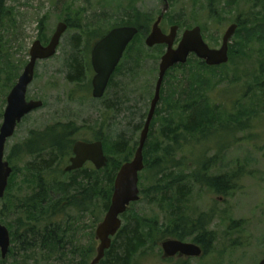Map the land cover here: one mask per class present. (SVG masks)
Here are the masks:
<instances>
[{"label": "rangeland", "instance_id": "obj_1", "mask_svg": "<svg viewBox=\"0 0 264 264\" xmlns=\"http://www.w3.org/2000/svg\"><path fill=\"white\" fill-rule=\"evenodd\" d=\"M166 1L169 8L161 27L168 33L173 25L179 26L175 44L181 39L185 29L200 25L209 46L220 48L228 27L233 23L238 24L230 41L229 61L221 68L199 70V75L210 77L217 84L208 92L213 102H226L230 107L224 108L227 114L234 107L244 109L253 116V122L252 127L236 131L227 140L220 137L204 141L198 138L200 135L197 133L194 135L195 139L191 140L192 136L189 137L190 142L180 153V158L186 165L180 170L191 177L195 171L201 170L198 167L200 160L206 159L207 162L219 151L222 152L220 160L217 159V166H210L208 174H225L230 177L228 180L234 187L228 193L218 194L201 183L192 184L183 214L194 221L201 218L203 225L212 232L213 240L205 248V252L190 258L164 257L162 243L172 237L161 236L172 215L170 211H163L152 203L146 195L148 191L141 192V198L131 207V212L144 222L151 240L149 246L143 249L146 252H141L134 258V264H259L264 258V73L260 69L261 64H264L263 1L6 0L5 9H9L12 19L6 18L4 24L0 23V34L4 35L5 48L13 54L16 63L20 59L29 60L30 48L36 40L47 45L58 23L62 21H75L78 16L77 20L93 23L94 26L107 30L125 19L131 20L135 14L134 8H137L145 16L151 17L152 20H147L151 30L154 21L166 6ZM77 31L69 27L62 35L58 52L49 59L37 62L35 78L27 95L29 99L42 100L44 104L22 120L14 136L6 144L5 159L19 169L12 188L8 189V198H20L31 190L23 175L30 158L21 153V145L28 139L32 129L44 130L54 123L74 121L76 126H80L76 140L95 141L94 135L99 130H103L111 141L118 139L120 135L129 137L132 143L135 142L133 138H138L137 141L140 139L141 131L136 136L134 132L143 113L150 107L159 76L161 56L166 46L160 54L158 49L146 45L145 38L139 53L146 58L142 60L138 72L124 74L130 65L129 57H126L123 71L115 75L112 86L103 98L96 99L92 92L85 91V81L69 82L66 76L70 55L75 52L71 42ZM88 37L84 33V44ZM139 46L135 48L138 49ZM184 73L181 69L171 71L172 81L182 78ZM4 82L6 79L2 74L0 126L6 97L14 86L7 90ZM114 101L119 102V108L106 109V104ZM14 147L16 149L12 153ZM87 165L90 166L91 163ZM150 184L151 180H146L140 188L148 190L149 186L145 185ZM99 204L98 207H101ZM2 206L3 203L0 202V209ZM106 213L107 211L102 214L96 228ZM0 218L11 229L13 216L0 215ZM92 221V216L85 219L88 229ZM125 222L123 219V224ZM88 229L85 228L86 231ZM82 239L87 241V233L83 234ZM99 243L97 238V248ZM90 262L91 260L87 264ZM11 263L12 259H9L8 264ZM42 264H59V261Z\"/></svg>", "mask_w": 264, "mask_h": 264}, {"label": "trees", "instance_id": "obj_2", "mask_svg": "<svg viewBox=\"0 0 264 264\" xmlns=\"http://www.w3.org/2000/svg\"><path fill=\"white\" fill-rule=\"evenodd\" d=\"M5 1L0 0L2 24L5 23L6 18L12 19L9 9H5ZM134 9L135 14L131 20L125 19L111 27L132 25L139 28V33L128 47L109 88L113 84L115 75L125 68L126 57H129L130 65L124 74H136L142 65V60L146 58L139 51L150 32V24L147 20L152 19L141 13L139 9ZM78 18L75 17L76 20ZM76 20H67L69 27L78 31L71 42L75 52L70 55L67 64L69 71L66 76L69 82L85 81V91L90 93L93 75L91 49L94 43L111 28L100 29V26L96 27L93 23L87 24L82 20ZM84 33L89 36L85 44L82 39ZM137 45H140L138 49L135 48ZM164 47L165 45H156L154 49H158L161 54L164 52ZM27 62L28 60L21 59L14 62L13 54L5 48L4 35L0 34V75H5L4 85L7 90L17 82ZM223 66L224 64L208 66L195 55H191L188 63L177 64L166 75L161 102L151 123L144 148L145 168L140 173V185L146 180H151L150 185H145V187L149 186L148 190L142 192L148 191L146 195L149 200L157 204L161 210L170 211L172 215L162 236L157 233L161 237L170 236L182 240L192 237L197 241L200 239L207 241L208 238L210 243L213 240L212 232L203 225L202 219L198 218L194 221L183 214L192 184L201 183L218 194L228 193L234 189L227 175L208 174L210 166H217V159L220 160L222 154L220 151L207 162L206 159L200 160L198 167L201 170L195 171L191 177L180 170L181 167L186 166L180 158V153L190 142L189 137H193L191 140L195 139L194 135L199 133L200 140L208 141L220 137L227 140L229 135L236 131L252 127L251 114H247L244 109L240 110L239 107L232 108L227 114L224 108L230 109V107L226 102H213L208 95L217 84H214L210 77H201L199 70H212ZM177 69L185 73L182 78L178 77L172 81L173 76L170 73ZM260 69L264 73L263 63ZM110 104H106V109L119 108L117 101ZM148 110L149 108L136 125L134 136L142 130ZM79 128L80 126H76L74 121H70L54 123L44 130L32 129L28 139L21 145V153L30 158L23 175L26 177L25 183L31 190L20 198H8V189L12 188L14 178L19 174V169L13 165L6 195L0 200L3 203L0 215L13 216L10 229L13 244L7 258H2L0 251V264H8L9 259H12L11 264H42L54 260L59 261V264H87L96 255V224L111 204L118 170L124 162L134 156L139 141L138 138H133L135 142L132 143L129 137L123 135L111 141L103 130H99L93 139L103 142L109 158L108 164L101 169L91 164L66 171L65 166L73 155V145ZM15 149L16 147L11 152L14 153ZM64 163L65 166L61 167ZM136 203H132L122 215L126 222L114 236L112 245L100 264H134V258L141 252H146L143 249L149 246L151 237L145 230L144 222L131 212V207ZM88 216H92L94 221L89 225V229L85 222ZM85 228L88 230L86 231ZM85 233H87V241L82 239Z\"/></svg>", "mask_w": 264, "mask_h": 264}, {"label": "water", "instance_id": "obj_3", "mask_svg": "<svg viewBox=\"0 0 264 264\" xmlns=\"http://www.w3.org/2000/svg\"><path fill=\"white\" fill-rule=\"evenodd\" d=\"M168 8L169 3L166 2L162 14L153 24L151 32L145 40L148 47H154L158 44H166L167 46L159 64L155 95L151 101V107L141 132L135 156L132 160L125 162L117 173L111 204L105 217L96 228V236L100 243L97 254L90 264H99L101 262L106 250L112 245V238L122 226L121 215L126 212L132 202L140 199L139 174L145 167L143 151L151 122L161 99V89L167 71L176 64L187 63L191 54L203 59L209 66L221 65L229 61V44L238 26L236 23L231 24L226 30L220 48L209 46L203 37L202 29L199 25L186 29L176 45L178 26H172L169 33H165L160 26L163 15ZM67 28V23L62 21L58 23L56 31L47 45H44L39 39L32 44L29 51L30 59L19 76L17 83L7 96V105L3 114V122L0 126V199L5 196L9 179L13 172L10 162L5 159L6 144L15 134L17 126L22 119L36 109L41 108L44 104L42 100H29L27 98L28 88L35 77L36 64L38 60L49 59L58 52L62 35ZM138 32L139 28L136 26H117L109 30L94 44L91 51V63L95 72L92 78V95L94 98L99 99L104 96L113 73ZM73 153L74 155L70 158V164L65 168L66 171L82 168L89 161L97 169L106 166L108 163V157L105 154L101 140H78L74 143ZM10 246V231L0 221V250L3 258L7 256ZM162 247L166 256H174L178 252L195 256L202 253V249L198 245L177 239L164 241ZM259 264H264V258Z\"/></svg>", "mask_w": 264, "mask_h": 264}, {"label": "flooded vegetation", "instance_id": "obj_4", "mask_svg": "<svg viewBox=\"0 0 264 264\" xmlns=\"http://www.w3.org/2000/svg\"><path fill=\"white\" fill-rule=\"evenodd\" d=\"M163 21V20H162ZM68 22V21H67ZM66 22V23H67ZM67 25H68V28H69V23H67ZM165 32V31H164ZM167 33V32H166ZM169 33V32H168ZM198 59H200L199 57H198ZM201 60V59H200ZM203 61V60H202ZM28 63V62H27ZM37 66V65H36ZM111 81H112V79H111ZM111 81H110V83H111ZM109 86H110V84H109ZM109 86H108V88H109ZM108 88H107V90H108ZM92 89H93V87H92ZM107 90H106V92H107ZM92 92V91H91ZM106 92H105V94H106ZM92 94V93H91ZM104 94V95H105ZM93 96V95H92ZM94 98V97H93ZM103 98V97H102ZM101 98V99H102ZM152 99H153V97H152ZM152 101V100H151ZM196 236V235H195ZM197 237V236H196ZM188 239V240H187ZM182 241H185V242H191V243H194V244H196V245H198V246H200L201 247V249H202V254L205 252V248L207 247V243H209L208 242V238H207V241H204L203 239H200V240H196V239H194V238H192V237H189V238H186V239H183ZM204 241V242H203ZM212 241V240H211ZM210 241V242H211ZM175 257H184V258H190V257H195V256H191V255H187V254H184V253H177L175 256H173V257H171V258H175Z\"/></svg>", "mask_w": 264, "mask_h": 264}]
</instances>
